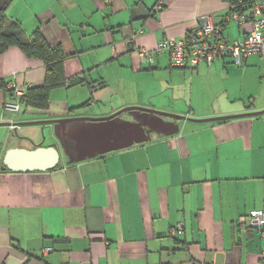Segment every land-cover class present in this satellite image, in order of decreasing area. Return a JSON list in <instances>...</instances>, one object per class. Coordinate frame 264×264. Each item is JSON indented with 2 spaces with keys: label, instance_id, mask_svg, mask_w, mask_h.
<instances>
[{
  "label": "crops",
  "instance_id": "1",
  "mask_svg": "<svg viewBox=\"0 0 264 264\" xmlns=\"http://www.w3.org/2000/svg\"><path fill=\"white\" fill-rule=\"evenodd\" d=\"M237 1L14 0L7 16L64 51L68 80L86 79L55 89L49 109L31 113L49 121L103 118L127 107L192 119L264 111V103L194 109L198 81L209 96L212 71L230 60L201 64L188 76L190 69L171 68L168 52L156 54L158 43L184 39L204 17L228 40H243L245 29L226 21ZM141 50L154 62L142 64ZM45 76L43 62L19 48L0 55V80L10 85L38 87ZM12 102L0 90V124L28 122L5 112ZM128 116L121 118L134 122ZM174 123L146 143L74 164L65 156L55 170L30 173L2 171L4 157L40 145L28 131L0 126L9 135L0 145V264H263V238L240 223L264 211V115Z\"/></svg>",
  "mask_w": 264,
  "mask_h": 264
},
{
  "label": "water",
  "instance_id": "2",
  "mask_svg": "<svg viewBox=\"0 0 264 264\" xmlns=\"http://www.w3.org/2000/svg\"><path fill=\"white\" fill-rule=\"evenodd\" d=\"M125 113L131 115L134 122L123 120L121 117ZM261 115H264V111L197 120L147 108L127 107L103 118L79 117L16 124L5 123L0 126H15L16 128L31 125L55 126V135L63 149V154L69 159V164H74L123 150L133 143H146L151 140L150 134L161 135L168 128V124H175L176 121L222 122ZM165 118L173 121L167 122ZM61 157V150L56 146H38L32 150L12 148L4 157L2 171L48 172L61 164Z\"/></svg>",
  "mask_w": 264,
  "mask_h": 264
},
{
  "label": "built area",
  "instance_id": "3",
  "mask_svg": "<svg viewBox=\"0 0 264 264\" xmlns=\"http://www.w3.org/2000/svg\"><path fill=\"white\" fill-rule=\"evenodd\" d=\"M163 6V2H159L157 10L163 9ZM226 21H235L245 29L243 40H228L212 17H204L201 24L189 29L184 39H166L158 43L156 54L168 52L171 68L190 70L197 69L201 64L213 65L225 58H231L239 65L251 56L264 58V0H238ZM138 56L142 64L153 62L154 55L150 51L141 50ZM11 87L15 100L4 106L5 112L20 113L22 106L19 100L24 96L25 89ZM240 227L256 229L264 240V211H252L241 221ZM181 230L182 226L172 229L171 236H176ZM261 257L264 264V251Z\"/></svg>",
  "mask_w": 264,
  "mask_h": 264
},
{
  "label": "rangeland",
  "instance_id": "4",
  "mask_svg": "<svg viewBox=\"0 0 264 264\" xmlns=\"http://www.w3.org/2000/svg\"><path fill=\"white\" fill-rule=\"evenodd\" d=\"M230 61H229V60ZM229 61L226 68L212 71L210 77L214 78V84L212 86V91L206 95V90L202 88L200 81H203V78L198 81L196 92L193 96V106L194 109H204V110H219V109H229L235 107H252L260 106L264 103V58L261 57H252L249 58L246 62L242 64H237L231 58H227ZM188 76L191 74H196V70L190 71L187 70ZM202 75V74H201ZM220 96V97H219ZM158 99L154 98L156 102ZM189 102V101H187ZM190 103V102H189ZM185 101L183 104L187 107L189 106ZM17 119L26 120L28 122H38V121H47L45 118L46 114L43 113H31L24 112L22 109L20 113H14ZM124 117L128 118V113L123 114ZM175 115V114H172ZM182 116V115H178ZM205 119V118H204ZM199 120V119H197ZM196 123V122H194ZM214 123V122H207ZM205 124V123H199ZM46 125H31V126H22L19 129L24 132H30L31 136H34V141L37 142V145L48 147L50 145L56 146L61 150L62 153V162L66 160V157L63 154V149L59 141L55 138L54 128L50 129L45 128ZM49 127V126H48ZM15 137L17 136L14 134ZM8 133L0 134V145L6 144L8 142ZM32 140V141H33ZM33 141V142H34ZM36 144V143H35Z\"/></svg>",
  "mask_w": 264,
  "mask_h": 264
},
{
  "label": "trees",
  "instance_id": "5",
  "mask_svg": "<svg viewBox=\"0 0 264 264\" xmlns=\"http://www.w3.org/2000/svg\"><path fill=\"white\" fill-rule=\"evenodd\" d=\"M13 1L0 0V55L10 48L16 47L22 50L30 60L43 62L46 66L43 85L24 88L25 94L19 100L24 112H43L49 109L50 97L55 89L78 86L83 84L86 79L79 76L68 80L64 68L66 59L64 51L60 47L50 45L41 30H37L29 36L18 21L7 16V9ZM0 90L10 93L12 99L15 100L14 89L9 83L0 80ZM60 166L61 164L57 168Z\"/></svg>",
  "mask_w": 264,
  "mask_h": 264
}]
</instances>
